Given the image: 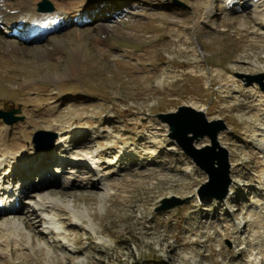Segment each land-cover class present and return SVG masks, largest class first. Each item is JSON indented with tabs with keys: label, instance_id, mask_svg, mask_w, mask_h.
<instances>
[{
	"label": "rangeland",
	"instance_id": "1",
	"mask_svg": "<svg viewBox=\"0 0 264 264\" xmlns=\"http://www.w3.org/2000/svg\"><path fill=\"white\" fill-rule=\"evenodd\" d=\"M93 1L102 8L89 20L41 41L15 37L22 52L0 57V111L21 117L0 118V179L21 186L19 210L0 215L16 226L0 234V264H264V91L254 80L264 75V0H208L207 35L187 29L202 0ZM7 32L0 21V41ZM55 40L52 57L36 55ZM181 106L226 127L214 150L227 163L224 200L199 199L207 175L155 119ZM36 131L57 135L50 152L33 149ZM60 156L75 164L61 174L48 163ZM31 162L49 180L40 190L38 178L23 180ZM165 200L173 206L159 210ZM24 213L36 216L31 229Z\"/></svg>",
	"mask_w": 264,
	"mask_h": 264
},
{
	"label": "bare ground",
	"instance_id": "2",
	"mask_svg": "<svg viewBox=\"0 0 264 264\" xmlns=\"http://www.w3.org/2000/svg\"><path fill=\"white\" fill-rule=\"evenodd\" d=\"M39 1L40 0H15V4L17 8L14 11H8L7 0H0V21L2 25L9 30V32L5 33L8 36V40L0 41V57L3 58H5L6 56L10 57V55L13 53L22 52V48L20 47V45L14 41L15 37H20L21 39L26 41H31L32 39H36L40 41L44 40L48 35H51L52 33H55L61 29L70 27L71 25H74L73 23H81V22L83 23V21L89 20L92 16H94L96 11L99 10V7H101L100 6L101 3H99L98 6L96 5L97 6L96 7L95 2L93 0H89V1L88 0H46L50 3L52 7V11L47 13H42V12H38L37 10V3ZM80 1L83 2V5L82 3L81 5H79ZM202 1L203 4H200V2H196L192 7V9L190 10V12H188L191 26L188 27L187 29H192L195 34H197L198 32H202L205 35H207L208 33H210L212 27L206 25L207 21L204 22V24L200 25L201 24L200 19L202 18V16L207 15L209 11H211L210 16H212L214 14L215 7L211 6L208 0H202ZM244 1L246 3H251L252 4L251 6H255L254 0H244ZM234 3L235 2L232 0H227L228 5H234ZM263 23H264V18H263ZM243 24H245V21L241 20L239 26L242 27ZM172 25L175 26L176 23L172 22ZM107 33H108L107 28L105 27L100 28V34L102 37H105ZM61 46H62V41L55 40L54 45L51 44L49 48L46 46L44 47L43 45V48L36 50L35 53L38 57L50 58L56 53V51L59 48H61ZM79 57H80L79 52H75L73 57V63H71L69 66L70 70H72L74 67L77 66L79 62ZM43 77L48 80H54L53 79L54 77L52 75H44ZM27 83L28 82L26 80L18 81L17 87L21 88L27 85ZM16 160L18 163H23V161H25V157L24 155H20ZM25 168L27 171L25 172L26 174L24 176L30 174L29 171H32V169L29 170L31 168V165H26ZM10 173L11 172L3 173V176L5 174L9 175ZM24 176H23V180H26L27 177ZM41 181H43V183L42 185H39L38 187L39 190L42 189L41 187H44L45 184L47 183L49 184V180H47V177L42 176V177H38L37 182L34 183L33 187ZM70 181L71 180L69 179L67 180L66 183L64 182L62 184V188L67 187L71 183ZM19 187L21 188V186ZM20 188L14 190L16 196H19L21 194L19 192ZM0 189L3 188H1L0 186ZM63 193L64 192L60 190L49 191V195L63 196ZM11 203L12 204L14 203V199L11 200ZM49 204H50L49 202L46 203L42 202V206H45L46 208H49ZM12 211L14 212V210H9L6 211L5 213L11 214L13 213ZM35 218L36 216H33L32 214L28 215L27 213H24L23 216L20 217V220L22 221L23 227L25 229H31V219H35ZM8 231L11 232L16 231L15 224L12 223V224L0 225V234ZM6 242H5V247H8L9 242L7 243Z\"/></svg>",
	"mask_w": 264,
	"mask_h": 264
},
{
	"label": "water",
	"instance_id": "3",
	"mask_svg": "<svg viewBox=\"0 0 264 264\" xmlns=\"http://www.w3.org/2000/svg\"><path fill=\"white\" fill-rule=\"evenodd\" d=\"M40 12H50L52 7L46 1L38 4ZM258 86L264 91V75L255 77ZM250 84V83H249ZM18 110L1 112L0 118L6 125H12L21 120L16 117ZM158 122L168 127V139L173 141L183 153L194 163V165L207 175V181L198 192L200 200L216 199L224 200L228 196L230 182L226 178L227 163L225 157L214 152L217 149V135L226 130L222 121L208 122L201 111H194L186 106L178 107L175 112L158 114L155 116ZM48 137L51 138L49 142ZM208 137L211 147L198 150L193 143ZM57 135L52 131H36L33 135L32 146L35 151L50 152L55 145ZM47 142V144H43ZM168 200L159 210H166L173 206V203L166 205Z\"/></svg>",
	"mask_w": 264,
	"mask_h": 264
},
{
	"label": "trees",
	"instance_id": "4",
	"mask_svg": "<svg viewBox=\"0 0 264 264\" xmlns=\"http://www.w3.org/2000/svg\"><path fill=\"white\" fill-rule=\"evenodd\" d=\"M155 264H161L160 260H159V262H157V263L155 262Z\"/></svg>",
	"mask_w": 264,
	"mask_h": 264
}]
</instances>
